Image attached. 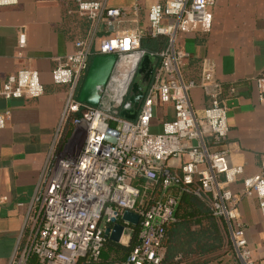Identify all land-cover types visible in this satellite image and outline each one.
I'll return each mask as SVG.
<instances>
[{
    "label": "built area",
    "instance_id": "built-area-1",
    "mask_svg": "<svg viewBox=\"0 0 264 264\" xmlns=\"http://www.w3.org/2000/svg\"><path fill=\"white\" fill-rule=\"evenodd\" d=\"M215 1L164 0L154 4L147 13V31L137 28L116 33L103 38L94 50L77 42L74 52L51 71L52 83L68 90L63 117L82 111L72 120L70 138L82 131L85 140L76 159L56 162L55 173L34 199L36 207L29 212L25 225L22 264L30 256L38 264H96L106 242L104 231L114 225L112 220L124 229H132L136 238L126 259L115 264H160L164 229L173 221L178 204L177 196L165 197L164 191L174 185L185 191L192 188L196 196L206 198L212 216L226 229L239 262L258 264L251 257L238 206L241 199L255 196L264 217V154L259 172L241 181L239 193L232 192L229 185L241 177L243 169L231 165L227 151L220 149L228 135L227 109L220 98L214 67L203 64L199 84L184 82L180 65L187 54L174 48L177 34L188 24L208 22V9ZM15 2L0 0V6ZM76 11L91 21L104 20L107 24H118L124 16L120 9L107 8L97 1L77 0ZM144 34L165 38L166 48L153 55L145 53L140 49ZM24 45L25 37L19 34L18 48ZM107 55H113L117 64L106 86L100 89L101 101L108 108L104 111L78 102L76 90L91 60ZM145 55L155 59L156 64L142 104L130 121L120 111L129 107L127 95ZM253 83L258 102L264 106V72ZM195 86L208 99L201 116L194 114L189 101ZM42 94L37 73L29 69L12 73L0 84V99L4 101L36 99ZM158 103L171 104L173 116L162 123L161 132L154 133L151 123ZM3 127L0 114V133ZM108 129L116 135L109 134ZM183 155L185 161L177 172L165 168L169 159ZM158 174L160 198L144 211L136 210L142 193L134 182H154ZM125 211L138 216L137 226L120 222Z\"/></svg>",
    "mask_w": 264,
    "mask_h": 264
},
{
    "label": "crops",
    "instance_id": "crops-1",
    "mask_svg": "<svg viewBox=\"0 0 264 264\" xmlns=\"http://www.w3.org/2000/svg\"><path fill=\"white\" fill-rule=\"evenodd\" d=\"M15 1L0 6V84L12 73L29 69L37 73L43 94L36 99H0L4 121L0 133V264H22L27 216L56 171V145L66 119L68 90L52 83L51 71L74 52L77 42L94 50L103 38L116 33L137 28L147 31L149 8L164 0H86L123 11L118 24L94 22L79 14L77 0ZM208 15L207 23H190L178 33L174 48L187 54L180 65L184 82L197 85L203 64L214 67L227 109L228 135L220 149L227 151L231 165L243 169L241 177L229 185L239 193L241 181L259 172L264 154V106L258 102L253 83L264 72V0H216ZM19 34L25 37L22 49L18 48ZM149 81L144 83L143 96ZM189 101L194 114L201 116L208 99L198 86L191 90ZM172 116L171 104H156L151 130L161 132L162 123ZM184 161V155L169 159L165 168L177 172ZM238 209L251 257L264 264V217L257 198L241 199Z\"/></svg>",
    "mask_w": 264,
    "mask_h": 264
},
{
    "label": "trees",
    "instance_id": "trees-1",
    "mask_svg": "<svg viewBox=\"0 0 264 264\" xmlns=\"http://www.w3.org/2000/svg\"><path fill=\"white\" fill-rule=\"evenodd\" d=\"M165 48L166 42L160 38H151L144 34L140 40V49L147 54H157ZM82 82L78 85L76 95ZM81 114L82 111L69 114L64 119L61 136L56 145L58 151L61 149L63 140L70 134L72 120L80 117ZM160 182V174L154 182H147L144 179L134 182L142 193L136 210L144 211L160 198L162 193ZM164 196H177L178 204L173 221L168 223L164 229V237L161 241L164 257L160 264H206V261L200 263V260L217 254L226 249L227 245L232 248L226 229L224 226L221 227L212 216L206 198L196 196L192 188L185 191L179 185H174L164 191ZM135 243L136 238L132 241V245ZM129 250L130 246H122L106 240L96 264L122 262L126 259ZM26 264L38 263L35 257L30 256Z\"/></svg>",
    "mask_w": 264,
    "mask_h": 264
},
{
    "label": "water",
    "instance_id": "water-1",
    "mask_svg": "<svg viewBox=\"0 0 264 264\" xmlns=\"http://www.w3.org/2000/svg\"><path fill=\"white\" fill-rule=\"evenodd\" d=\"M116 64V58L113 55L94 57L90 62L79 89L77 101L88 107L100 108L101 110L107 111V106L101 101L100 89L106 86ZM155 64V59H151L148 55H145L141 59L137 75L133 79L127 95L129 107L123 108L120 111V115L125 119L130 121L134 120L139 103L144 94V83L149 81ZM108 133L113 136L116 135L112 129H108ZM109 142L113 143V140H109ZM153 164L156 166L160 165L157 162H153ZM138 220V216L129 211L123 212L120 217V222L129 223L133 227L137 226ZM112 223L114 225L111 228L107 227L104 231L106 240L122 246H128L134 235L133 230L129 228L124 229L122 225L116 221L114 222V220H112Z\"/></svg>",
    "mask_w": 264,
    "mask_h": 264
},
{
    "label": "rangeland",
    "instance_id": "rangeland-1",
    "mask_svg": "<svg viewBox=\"0 0 264 264\" xmlns=\"http://www.w3.org/2000/svg\"><path fill=\"white\" fill-rule=\"evenodd\" d=\"M72 130L73 127L71 125L70 134L63 140L61 149L58 151L56 162L72 161L79 155L85 140V134L82 131H78L73 138H70ZM202 261H206V264H241L236 258L233 249L228 245L226 249L217 254L201 259L200 263Z\"/></svg>",
    "mask_w": 264,
    "mask_h": 264
}]
</instances>
